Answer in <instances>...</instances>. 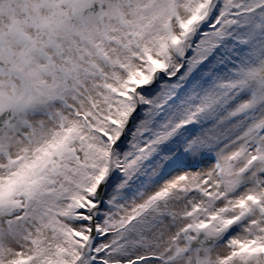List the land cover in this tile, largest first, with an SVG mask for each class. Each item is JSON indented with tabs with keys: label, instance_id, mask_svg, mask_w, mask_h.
<instances>
[{
	"label": "snow or ice",
	"instance_id": "6c2138e0",
	"mask_svg": "<svg viewBox=\"0 0 264 264\" xmlns=\"http://www.w3.org/2000/svg\"><path fill=\"white\" fill-rule=\"evenodd\" d=\"M0 264H264V0H0Z\"/></svg>",
	"mask_w": 264,
	"mask_h": 264
}]
</instances>
